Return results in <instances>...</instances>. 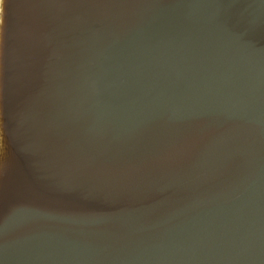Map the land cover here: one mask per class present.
Instances as JSON below:
<instances>
[{"label":"water","instance_id":"obj_1","mask_svg":"<svg viewBox=\"0 0 264 264\" xmlns=\"http://www.w3.org/2000/svg\"><path fill=\"white\" fill-rule=\"evenodd\" d=\"M0 264H264V0H2Z\"/></svg>","mask_w":264,"mask_h":264},{"label":"snow or ice","instance_id":"obj_2","mask_svg":"<svg viewBox=\"0 0 264 264\" xmlns=\"http://www.w3.org/2000/svg\"><path fill=\"white\" fill-rule=\"evenodd\" d=\"M0 2H2V0H0Z\"/></svg>","mask_w":264,"mask_h":264}]
</instances>
